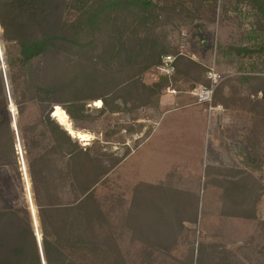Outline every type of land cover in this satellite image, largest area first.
Masks as SVG:
<instances>
[{
    "label": "trees",
    "instance_id": "1",
    "mask_svg": "<svg viewBox=\"0 0 264 264\" xmlns=\"http://www.w3.org/2000/svg\"><path fill=\"white\" fill-rule=\"evenodd\" d=\"M222 10L225 16L235 13L246 20L251 13L256 19L255 29L245 33L246 42L221 44L218 54L235 56L236 81L258 92L264 89V0H0L4 41L14 45L7 66L18 68V78L25 79L32 91L27 98L15 93L12 72L16 123L42 246L41 253L30 205L3 197L0 264H43V259L45 264H256L255 254L262 258L258 264H264V220L256 212L264 185L257 183L254 191L243 189L242 181L237 185L223 181L221 214L242 217L262 229L257 250L254 230L234 250L207 240L200 231L202 197L193 191L170 183H143L129 198L117 194L101 199L98 186L108 182V174L131 149L123 155L108 153L105 144L83 145L72 134L86 138L70 131L73 125L75 130L90 131L84 124L92 119L90 101L102 100L100 113L114 115L131 113L152 100L158 106L170 79L161 76L146 83L142 76L170 53L157 31L163 15L175 17L180 29L198 19L217 22ZM38 62L40 79L34 76ZM179 62L193 80L208 84L203 65L183 56L177 67ZM3 80L0 72V171L12 169L19 177L20 153L13 120L6 113ZM36 105L39 115L33 116L29 113ZM261 105L250 102L255 121L264 115ZM150 132L151 128L137 143ZM103 142L122 140L104 137ZM253 149L255 157L249 165L259 170L261 151L256 144ZM182 245H189L184 258L174 254Z\"/></svg>",
    "mask_w": 264,
    "mask_h": 264
},
{
    "label": "crops",
    "instance_id": "2",
    "mask_svg": "<svg viewBox=\"0 0 264 264\" xmlns=\"http://www.w3.org/2000/svg\"><path fill=\"white\" fill-rule=\"evenodd\" d=\"M194 55L188 58L204 67L210 59L209 52L201 44ZM177 74L181 80V92L163 95L162 113L153 122L150 134L108 174V182L103 185L107 190L105 195L114 198L118 194L129 198L143 183H170L172 187L201 195L195 189L183 187L184 183H192L199 186V191L207 188L221 196L226 187L224 180H232L235 185L242 181L246 183L243 189L254 191L255 185L260 183L257 173L261 170L255 169L253 163L249 165L255 157L254 133L261 131L256 128L254 111L250 112L245 103L242 108L230 106V103L225 105L232 87L227 81L217 93V103H198L191 93L192 75L180 62ZM258 92V99H261L264 89ZM241 169L248 173L240 175L237 170ZM22 173L25 177L23 165Z\"/></svg>",
    "mask_w": 264,
    "mask_h": 264
},
{
    "label": "rangeland",
    "instance_id": "3",
    "mask_svg": "<svg viewBox=\"0 0 264 264\" xmlns=\"http://www.w3.org/2000/svg\"><path fill=\"white\" fill-rule=\"evenodd\" d=\"M237 16L239 15H235V13H229L228 15L225 16L223 15V10H222L220 18L217 22H204L203 20L198 19L193 24H187L179 29L177 28V25H175L177 24L175 17L174 19L171 20V14L167 13L163 15L162 23L160 27L157 29V31L161 36V39L164 40L166 45L170 47L169 52L171 54L178 53L179 48L182 45L186 44L188 55L183 57H191V56L195 57L194 53L195 50L197 51L198 46L200 44L201 46H205L206 50L209 52V57H210V59L207 61L208 63L205 64V68H206L205 74H207V70L209 66L213 65L216 68V70H218L224 77V79L217 88H219L223 83H227V82L231 83L230 85L232 87L230 88V93H229L231 95L228 97V100L226 99V101L230 103V106L234 104L242 108L243 103H245L247 109L251 112L252 110L250 108V102L258 101L259 103H262L261 108L263 110L264 95H262L263 97H261V99H258L259 92H254V90L251 89V86H248L249 84L241 85L236 81L237 78H239V75H237L238 73L236 68L237 61L235 59V56L228 55L225 57H221L218 54V47L221 44L238 42V41L246 42L247 39L245 40V33L248 32L249 30L253 31L254 23L256 19L251 13H250V19H246V20H242L241 16L239 17ZM203 31L204 33H202ZM4 40H5V35H4V30L2 29V41L4 45L5 57L7 63L9 48L13 50L14 45L12 43H6ZM251 43H253V41H251ZM41 66L42 64L40 65V62L36 64V70L34 76L37 79H40L39 75L42 74ZM155 66H153L148 72H146L142 76L143 80L146 83H151L155 80H158L161 77L159 74H157L154 71ZM12 72H13V79L15 78L14 80L15 83H13L14 84L13 90L15 91V93L17 92V94L20 95L21 98H27L32 93L28 85L24 83L25 79H23L22 77L18 78L20 75L18 68L10 69V67L7 66V76H6L7 78L3 76L4 79L3 81L5 82V85L6 83H8V87H9L8 88L9 91H7V88L5 89L6 100H7L6 102L8 106V111L6 113L11 120H13L12 118L13 115L16 119V114H17L15 110V105L13 103L12 106L13 115H12L10 100H9L11 99L13 102L12 95L14 94L12 91V87L10 85L11 82L10 78L12 77L11 75ZM179 81L181 80L177 74V76L173 78L172 82L173 85L178 89L179 91L178 93L181 92V88H180L181 84H179ZM191 81L194 83L195 86H197V83L198 85L206 84V82H202V83L196 82L197 80L195 79ZM170 85H171V81L169 85L164 88L160 97L161 99L165 94H172L168 92V87ZM237 87H238V91H237ZM241 88L247 91H243ZM236 91L238 93H236ZM241 98H243V100H241ZM237 100L240 101L235 102ZM214 102L215 100H213L212 103ZM101 105H102V100L90 101V103L88 104L89 106L88 113L92 115V119H90V121L85 122L84 124L89 128L91 132L80 129L75 130L73 128L74 125L70 128L71 132L81 134L86 138V140L79 138L78 135L76 136V134H72V133L71 134L75 138V140H78V142H80L83 145L93 143L95 145L98 144L100 147L101 146L103 147V144H105L104 146L105 149L107 150L106 152L110 153L114 151L119 155H123L128 149L132 150L138 144L137 142L143 136V134L146 131H148L150 128H152L153 122L156 121V119L162 113L161 101L160 104L158 103V106H156V102L154 100L149 101L148 105H143L138 107L135 111L131 113L125 111L121 114H115V115L110 113H106V114L100 113V110L98 108H100ZM57 106L63 108L60 105ZM57 106H54L53 110H55ZM38 113H39V106L36 105L29 114L33 116H38L39 115ZM135 116H138L139 118L136 120H132L131 117H135ZM255 118L256 121L254 120V122L256 128H260L261 131L259 130V132L257 131L254 133L255 136L254 140L256 146L261 151L260 160L263 161V165L262 167H260L261 169H259L261 171L257 173V176L260 178V184L264 185V132H262V126H264V116L261 117L258 116ZM250 119L251 118L249 117V120ZM35 122L37 121L35 120ZM70 122L72 123V120ZM124 126H126L129 129V131L123 129ZM119 127H122L123 129L122 134L116 133ZM130 129L133 130L130 131ZM136 130L138 131L137 133L134 132ZM104 137H108V139H110L111 141L120 138L122 140V143L106 145L107 143L103 142ZM17 149L19 151V147H17ZM106 161H108V159H106ZM21 162L22 161L20 155L19 177H17V174L14 173L12 169L0 171V200H2L3 197H6L9 198L13 203L20 204L21 202H27L28 205H30V200L25 185V179H24L25 177L23 176L22 173ZM26 172H27V168H26ZM183 187L192 190L195 189L196 191L201 192L200 194L202 197V208H201L202 211H201L199 229L202 233H206L207 240H213V241L215 240L218 242H223L228 247L236 250L239 244L241 245L247 241L249 235L254 230L256 250H257V244L258 242H261L262 239V237L259 235L262 230L261 228H257V225L255 226L251 225V222L245 221V219L242 217H229L222 215L221 208L223 206V202L221 201V197L218 196L217 193L215 194V192L217 191H210L207 188L205 189L202 188V190L199 191L200 190L199 186L195 187L192 183L191 184L184 183ZM30 188H31V184H30ZM260 190L261 188L256 189V194ZM106 191L107 190L106 189L104 190L102 184H100L97 188V194L101 199L104 198ZM257 204H256L257 218L260 220H264V193L262 197L259 199ZM111 208L114 209V207ZM128 239L127 241H129ZM193 247L195 248L194 245ZM188 250H189V245H182L178 248L177 251H175L174 254L177 257L184 258L189 252ZM255 255H256L255 263L258 264L262 261V258L259 257L257 254Z\"/></svg>",
    "mask_w": 264,
    "mask_h": 264
},
{
    "label": "built area",
    "instance_id": "4",
    "mask_svg": "<svg viewBox=\"0 0 264 264\" xmlns=\"http://www.w3.org/2000/svg\"><path fill=\"white\" fill-rule=\"evenodd\" d=\"M187 46L182 45L179 48V52L176 54H166L162 57L161 62L154 67V71L160 76H167L171 85L168 87V92L172 94H178V89L173 85V78L177 75L178 67L177 61L180 56H187ZM0 72L7 78V63L4 51V45L2 41V27L0 24ZM206 77L208 84H199L191 91L192 95L196 98L198 103L211 104L214 100L216 88L224 79L223 75L216 70L212 65L207 70ZM8 84V83H7ZM9 88V87H8ZM9 91V89H8Z\"/></svg>",
    "mask_w": 264,
    "mask_h": 264
},
{
    "label": "water",
    "instance_id": "5",
    "mask_svg": "<svg viewBox=\"0 0 264 264\" xmlns=\"http://www.w3.org/2000/svg\"><path fill=\"white\" fill-rule=\"evenodd\" d=\"M6 88H7V91H8V84L7 83H6ZM9 100H10V107L12 108L13 102H12L11 99H9ZM11 110H12V115H13V109H11ZM12 118H13V126L15 128V132H16V136H17L18 147H19V151H20V155H21V161H22V165H23V168H24V173H25V178H26V189L28 191V196H29V200H30V206H31V212H32L33 220H34L35 230H36V234L38 236L39 246H40V250H41V253H42L39 226H38V221H37V217H36V211H35V207H34V204H33L32 195H31L30 183H29V180H28V177H27L26 165H25V161H24V157H23V151H22V148H21V143H20V138H19V133H18V128H17V123H16V119H15L14 115H13ZM67 130H69V129H67ZM43 264H45L44 259H43Z\"/></svg>",
    "mask_w": 264,
    "mask_h": 264
},
{
    "label": "bare ground",
    "instance_id": "6",
    "mask_svg": "<svg viewBox=\"0 0 264 264\" xmlns=\"http://www.w3.org/2000/svg\"><path fill=\"white\" fill-rule=\"evenodd\" d=\"M12 109V108H11ZM12 111V110H11Z\"/></svg>",
    "mask_w": 264,
    "mask_h": 264
}]
</instances>
